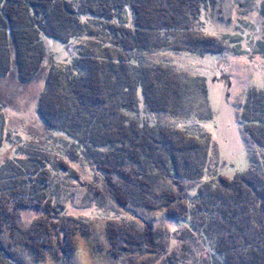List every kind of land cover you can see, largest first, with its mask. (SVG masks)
<instances>
[{"label":"trees","instance_id":"16d2710c","mask_svg":"<svg viewBox=\"0 0 264 264\" xmlns=\"http://www.w3.org/2000/svg\"><path fill=\"white\" fill-rule=\"evenodd\" d=\"M216 2L0 0V79L15 73L19 83L26 85L42 75L44 87L36 102L39 121L51 137L61 138L75 149L76 164L84 159L91 167L89 173L100 178V186L125 208L134 190L128 193L117 180L147 187L150 166L162 172L168 162L172 170L164 177L173 179L184 173V157L188 162L201 149L208 158L210 139L206 135L204 139L185 131H161L155 136L147 129V111L173 113L184 89L160 67L143 65L139 54L157 50L222 53L216 39L205 32ZM46 40L69 47V61L48 63ZM253 53L264 58L263 37L256 41ZM0 110L3 112L2 106ZM241 121L259 155L248 171L227 178L217 169L193 200L174 192L156 194L161 200L157 205L140 198L146 209L163 211L175 222L184 221L182 235L203 238L209 260L202 264H264V88L245 94ZM52 150L58 152L55 145ZM61 151L57 156L61 157ZM71 155L67 154L68 161H72ZM60 166L66 170L64 160ZM198 166L196 161L194 168ZM17 169L12 183L0 190V256L11 263L20 261L17 249L28 250L37 260H44L51 251L55 256H69L76 248V234L91 235L89 224L67 215L64 205L49 197L50 169L44 163L34 172ZM72 173L79 177L75 170ZM17 175L23 179L21 183L15 182ZM23 181L35 194H27ZM174 183L179 184L175 179ZM86 186L93 190L90 183ZM29 209H38L41 215L27 225L22 216ZM142 224V230H137L108 222L106 237L114 259L140 253L141 257L161 254L163 264L185 261L184 244L175 251L162 230Z\"/></svg>","mask_w":264,"mask_h":264},{"label":"rangeland","instance_id":"374dc122","mask_svg":"<svg viewBox=\"0 0 264 264\" xmlns=\"http://www.w3.org/2000/svg\"><path fill=\"white\" fill-rule=\"evenodd\" d=\"M210 17L212 21L206 23L205 32L216 39V47L222 53L199 55L157 50L150 54H139L143 65L160 67L184 89L180 90L183 93L178 99V108L172 109L176 115L173 116L174 112L152 114L147 111L144 115L149 124L147 129L155 136L161 131L172 134L185 131L189 136L204 139L206 135L210 139V145L206 148L209 149L208 158L205 159L201 149L197 150L193 159L189 156L188 162L184 161V157V173H177L173 179L164 177L166 172L172 170L168 162L162 172L150 166L147 172L150 183L147 187L134 181L116 179L128 193L134 190L125 208L119 207L106 187L100 186V178L98 180L89 173L91 167L87 166L84 159L79 160V165L85 167L80 169L76 164L78 157L75 156V149L61 138L51 137L39 121L36 102L44 87L42 75L26 85L19 83L15 73L0 79V106L3 108V112L0 110V190L12 183L18 166L27 172H34L38 165L44 163L50 169L49 197L53 196L54 203L63 204V212L67 215L88 223L91 228L88 237L75 235V251L65 258L62 255L55 256L51 251L46 253L44 260H37L28 250L17 249L19 262L5 261L3 258L6 256L1 254L0 264H141L142 261L145 264H163L165 257L161 254H146L143 257L140 253L123 255L120 260H116L109 252L110 244L105 230L108 222L128 224L142 230V221L151 224L153 230L160 229L170 237L171 248L175 251L181 243L184 244L186 262L180 264H202L209 260L207 251L203 250L201 236H191L189 233L182 235L180 232L184 221L175 222L167 218L163 211L146 209L140 198H147L148 203L157 205L161 200L155 197L156 194L174 192L177 197L185 196L193 200L196 191L204 188L208 177L214 175L217 169L220 175L233 178L248 171L255 161H259L257 148L243 131L241 108L249 90L264 88V58L253 53L256 41L264 38V0H217ZM45 44L50 53L48 63L65 64L69 61V47L67 49L53 40H46ZM52 145L56 146L58 152L52 150ZM60 151L61 157L57 156ZM67 154H72V161H68ZM61 160L66 165L65 171L60 166ZM196 161L199 163L198 169L194 168ZM12 162L18 166L12 165ZM193 169H197L194 176ZM72 170L79 174L78 178ZM199 174L201 178H197ZM20 178L17 175L15 182L21 183L23 179ZM174 179L179 184L174 183ZM80 182L85 185L82 186ZM88 183L93 190L89 191L86 186ZM23 187L27 194H35L24 181ZM39 215L38 209L24 210L22 221L28 225ZM213 264L217 263L213 261Z\"/></svg>","mask_w":264,"mask_h":264}]
</instances>
